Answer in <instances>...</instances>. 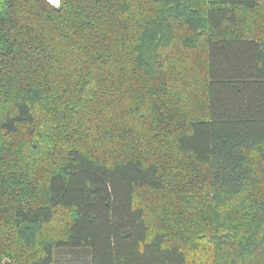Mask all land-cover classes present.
<instances>
[{
    "label": "trees",
    "instance_id": "trees-1",
    "mask_svg": "<svg viewBox=\"0 0 264 264\" xmlns=\"http://www.w3.org/2000/svg\"><path fill=\"white\" fill-rule=\"evenodd\" d=\"M264 264V0H0V264Z\"/></svg>",
    "mask_w": 264,
    "mask_h": 264
},
{
    "label": "rangeland",
    "instance_id": "rangeland-1",
    "mask_svg": "<svg viewBox=\"0 0 264 264\" xmlns=\"http://www.w3.org/2000/svg\"><path fill=\"white\" fill-rule=\"evenodd\" d=\"M46 2L50 4L52 7L57 8L59 6L60 0H57V2L54 4H51L48 0H46ZM56 264H87V263L84 260L72 259L68 255H61L57 257Z\"/></svg>",
    "mask_w": 264,
    "mask_h": 264
},
{
    "label": "built area",
    "instance_id": "built-area-1",
    "mask_svg": "<svg viewBox=\"0 0 264 264\" xmlns=\"http://www.w3.org/2000/svg\"><path fill=\"white\" fill-rule=\"evenodd\" d=\"M51 4H54L57 2V0H48Z\"/></svg>",
    "mask_w": 264,
    "mask_h": 264
}]
</instances>
